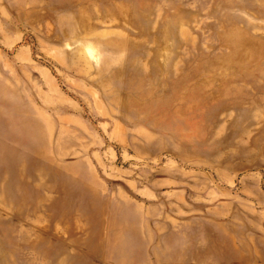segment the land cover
Segmentation results:
<instances>
[{
	"label": "rangeland",
	"instance_id": "rangeland-1",
	"mask_svg": "<svg viewBox=\"0 0 264 264\" xmlns=\"http://www.w3.org/2000/svg\"><path fill=\"white\" fill-rule=\"evenodd\" d=\"M0 264H264V0H0Z\"/></svg>",
	"mask_w": 264,
	"mask_h": 264
}]
</instances>
